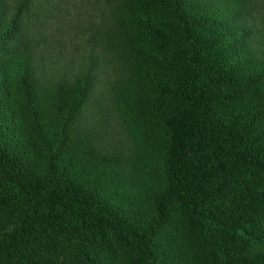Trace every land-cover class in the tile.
Returning a JSON list of instances; mask_svg holds the SVG:
<instances>
[{"label":"trees","instance_id":"obj_1","mask_svg":"<svg viewBox=\"0 0 264 264\" xmlns=\"http://www.w3.org/2000/svg\"><path fill=\"white\" fill-rule=\"evenodd\" d=\"M129 1L142 10L139 18L104 0L99 37L62 62L50 53L43 1L0 0V45L13 37L17 44L5 50L9 64L0 68V214L19 221L0 230V264H39L30 255L21 261L22 253L61 243L99 253L106 239L152 264L149 247L170 202L203 264H264V249L252 250L264 243V126L257 103L240 100L243 84L264 83V27L232 0ZM118 24L131 26L142 44L139 87L118 43ZM137 94L161 141L166 185L149 221L134 228L107 202L51 178L65 129L106 153L92 141L109 111L128 138L126 157L135 156L142 143L132 111ZM5 109L21 112L20 124L30 125L51 152L46 176L26 167L15 150Z\"/></svg>","mask_w":264,"mask_h":264},{"label":"rangeland","instance_id":"obj_2","mask_svg":"<svg viewBox=\"0 0 264 264\" xmlns=\"http://www.w3.org/2000/svg\"><path fill=\"white\" fill-rule=\"evenodd\" d=\"M41 1H43L42 8L48 9L43 19L48 42L54 47L50 53L54 56L56 54L62 62L69 53L81 56L94 43L93 39L99 37L98 33L104 29L101 22L104 0H48V3H44L47 0ZM111 1L116 3L129 19L139 18L142 14L138 5L129 0H106V3ZM232 1L243 3L244 15L251 13L253 18L257 19L258 27H264V0ZM225 24L230 29L237 28L232 23ZM117 27L118 43L127 55L133 78L136 79L139 87V73L143 65L136 56V49H140L142 44L134 41L135 31L131 26L118 24ZM13 38L0 45V68L4 69L9 64L5 50L17 46ZM96 49L99 50L97 46ZM137 91L139 93V90ZM241 96L242 102L251 100L257 103L259 122L264 126V83L255 80L243 84ZM132 104L134 119L140 126L142 137L141 149L135 156L126 157L130 152L128 138L120 126L121 123H117L109 111V121L95 128L98 139L95 137L92 141L106 151L103 153L107 155L99 153L87 138L65 129L60 135V143L54 147L51 182L57 183L63 189H77L87 198H98L107 202L127 218L132 227L137 228L149 221L154 199L164 190L166 184L163 175L164 153L161 141L149 126L141 94L134 96ZM5 114L7 123H13L11 136L14 148L25 166L36 171L40 176H46L50 171L49 153L51 152L46 150L45 144L39 140L30 125L20 124L21 112L17 111L9 115L8 110L5 109ZM95 120L97 119L91 121ZM15 124L18 127L17 133L13 128ZM238 182H243V179H238ZM18 222L15 219L6 220L0 214V230H10ZM262 227L264 228L263 221ZM263 249L264 243H255L252 248L255 253ZM78 250L87 253L88 258L81 256ZM149 250L153 257L152 264H203L188 236L179 208L173 202L165 205L163 222ZM64 253L68 256H64ZM29 255L39 264L141 263L134 251L117 246L112 239L105 240L104 249L99 253L93 246L72 242L41 248L34 253L23 252L21 261ZM24 263L25 260L22 261V264Z\"/></svg>","mask_w":264,"mask_h":264}]
</instances>
